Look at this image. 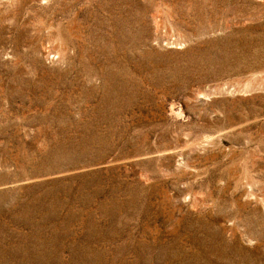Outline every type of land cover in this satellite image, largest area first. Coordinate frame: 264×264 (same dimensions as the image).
<instances>
[{"label": "rangeland", "instance_id": "374dc122", "mask_svg": "<svg viewBox=\"0 0 264 264\" xmlns=\"http://www.w3.org/2000/svg\"><path fill=\"white\" fill-rule=\"evenodd\" d=\"M0 264H264V0H0Z\"/></svg>", "mask_w": 264, "mask_h": 264}]
</instances>
